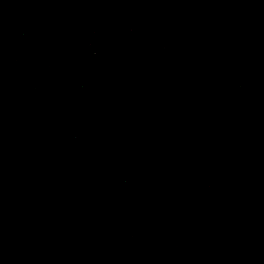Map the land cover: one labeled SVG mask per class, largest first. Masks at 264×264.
<instances>
[{
	"label": "water",
	"instance_id": "95a60500",
	"mask_svg": "<svg viewBox=\"0 0 264 264\" xmlns=\"http://www.w3.org/2000/svg\"><path fill=\"white\" fill-rule=\"evenodd\" d=\"M0 264H264V0H0Z\"/></svg>",
	"mask_w": 264,
	"mask_h": 264
}]
</instances>
